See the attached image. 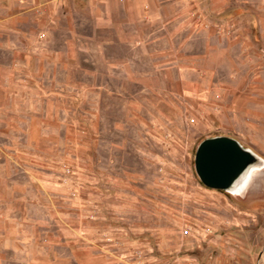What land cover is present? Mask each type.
Masks as SVG:
<instances>
[{
  "label": "rangeland",
  "instance_id": "obj_1",
  "mask_svg": "<svg viewBox=\"0 0 264 264\" xmlns=\"http://www.w3.org/2000/svg\"><path fill=\"white\" fill-rule=\"evenodd\" d=\"M219 2L179 0L184 38L163 39L150 63L99 62L98 76L62 85L30 77L28 26L0 34V264H264V214L194 169L203 140L243 138L234 90L251 77L264 90L257 39ZM88 12L76 14L84 30Z\"/></svg>",
  "mask_w": 264,
  "mask_h": 264
},
{
  "label": "crops",
  "instance_id": "obj_2",
  "mask_svg": "<svg viewBox=\"0 0 264 264\" xmlns=\"http://www.w3.org/2000/svg\"><path fill=\"white\" fill-rule=\"evenodd\" d=\"M218 2L223 5L221 11L227 12L226 20H231L234 25L237 22L243 24L237 30L239 35L251 38L252 42L257 39L259 51L264 54V0ZM17 3L23 10L14 11L13 3L8 7L4 0H0V34L9 28L22 35L25 33L23 27H29L27 36H31L32 41L28 43L26 68L32 72L30 77H37L36 73L41 71L40 78L47 83L65 84L67 78L77 71L93 79L98 76L99 62L107 72L125 67L126 63L131 67L135 60L150 63L154 58L150 52H156V48L159 50L163 39L178 45L179 38H184L183 14L179 10V6L182 9L184 6L179 0H21ZM53 7H57L56 17L52 13ZM9 9L10 13L7 12ZM86 11H89L86 21H89L90 28L84 30L81 29L84 21L76 14ZM3 13L6 17L1 16ZM153 22L159 26L163 23L162 31L153 30ZM39 34H43V39L39 40ZM118 46L128 52L135 51L136 59L113 56V50ZM11 54L14 55L12 49ZM86 63L89 67L85 66ZM12 65L7 66L9 74L16 69ZM3 69L5 66L1 64L0 101ZM248 81V89L240 86L234 90V117L241 122L248 118L245 131H239L243 138L227 134L220 136L237 140L259 158L247 188L240 195V203L244 212L264 214V90L258 89L257 78L251 77ZM13 83L14 79L10 77V85Z\"/></svg>",
  "mask_w": 264,
  "mask_h": 264
},
{
  "label": "water",
  "instance_id": "obj_3",
  "mask_svg": "<svg viewBox=\"0 0 264 264\" xmlns=\"http://www.w3.org/2000/svg\"><path fill=\"white\" fill-rule=\"evenodd\" d=\"M259 158L227 136L203 140L194 155V169L200 182L214 190H229Z\"/></svg>",
  "mask_w": 264,
  "mask_h": 264
},
{
  "label": "bare ground",
  "instance_id": "obj_4",
  "mask_svg": "<svg viewBox=\"0 0 264 264\" xmlns=\"http://www.w3.org/2000/svg\"><path fill=\"white\" fill-rule=\"evenodd\" d=\"M256 166H252L240 179H238L234 185L227 190L226 192L230 194L231 196H235L236 194L241 195L247 188L251 177H252V172Z\"/></svg>",
  "mask_w": 264,
  "mask_h": 264
},
{
  "label": "flooded vegetation",
  "instance_id": "obj_5",
  "mask_svg": "<svg viewBox=\"0 0 264 264\" xmlns=\"http://www.w3.org/2000/svg\"><path fill=\"white\" fill-rule=\"evenodd\" d=\"M235 196H240V195L236 194Z\"/></svg>",
  "mask_w": 264,
  "mask_h": 264
},
{
  "label": "built area",
  "instance_id": "obj_6",
  "mask_svg": "<svg viewBox=\"0 0 264 264\" xmlns=\"http://www.w3.org/2000/svg\"><path fill=\"white\" fill-rule=\"evenodd\" d=\"M17 1H21V0H17Z\"/></svg>",
  "mask_w": 264,
  "mask_h": 264
}]
</instances>
